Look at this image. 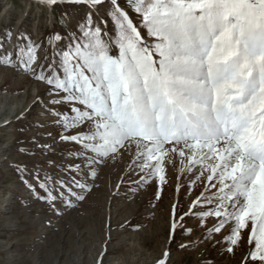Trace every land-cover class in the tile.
Here are the masks:
<instances>
[{
	"label": "snow or ice",
	"instance_id": "snow-or-ice-1",
	"mask_svg": "<svg viewBox=\"0 0 264 264\" xmlns=\"http://www.w3.org/2000/svg\"><path fill=\"white\" fill-rule=\"evenodd\" d=\"M38 2L83 4L89 12L75 30L65 26V35L47 39L51 63L47 54L38 63L41 45L23 33L15 59L11 52L0 56V64L48 86L53 107L46 111L61 128L59 142L78 149L46 161L47 170L18 167L22 180L28 173L36 181L24 180L34 198L61 214L57 202L65 209L83 202L98 187V170L133 148L127 174L162 186L166 166L175 168L179 157L170 238L178 228L193 232L184 221L196 217L205 229L201 242L233 253L251 221L248 243L255 247L244 259L264 264V0H125L141 18L139 27L119 0ZM106 4L112 34L103 17L93 20ZM10 39L8 30L0 51ZM61 105L68 111L57 110ZM38 147L52 151V145ZM189 173L186 191L197 181L203 191L177 216L179 181ZM159 193L158 187L157 199ZM209 217L215 218L210 228Z\"/></svg>",
	"mask_w": 264,
	"mask_h": 264
},
{
	"label": "rangeland",
	"instance_id": "rangeland-1",
	"mask_svg": "<svg viewBox=\"0 0 264 264\" xmlns=\"http://www.w3.org/2000/svg\"><path fill=\"white\" fill-rule=\"evenodd\" d=\"M119 3L139 27L141 18L126 7L125 0ZM107 7L104 5L99 15L93 14V20L99 23L103 17L112 34L113 22L106 14ZM88 12L89 8L83 4L45 6L38 0H0V38L11 31V39L5 43L0 56L11 52L15 59L18 43H25L17 40L23 33L41 45L38 63L46 54L47 63H51L52 47L47 39L56 33L65 35L66 27L75 30ZM100 26L105 27L102 23ZM139 30L147 38L145 30L142 27ZM37 97L44 104L36 103ZM49 99L48 86L36 81L31 73L0 64V264H158L161 259L166 264H246L244 258L255 247L254 242L248 243L251 221L243 231L242 243L233 253L225 250L226 245L209 246L207 241L201 242L205 229L197 227L200 219L196 217L184 221L185 228L195 229L193 232L178 228L174 238H170L172 206L177 201L176 185L180 176L179 157L175 168L166 166L167 182L162 186L156 179L138 183V176L127 174L131 155L135 154L133 148L131 155L126 153L116 161L109 159L98 170L95 180L98 187L83 202L68 209L57 202L55 207L61 214L35 199L24 182L36 183L28 173L37 166L47 170L46 161H61L70 151L78 150L73 144L59 142L61 128L46 111V107H53L47 105ZM56 107L59 111H68L67 105ZM38 145H52V151L46 154ZM20 166L28 170L23 174L24 180L17 171ZM190 176L191 173L182 176L179 181L181 207L177 209V216L203 191L199 181L190 193L186 191ZM204 223L213 227L215 218H206ZM228 229V225L222 229L223 235L228 234ZM215 238L222 236L217 234ZM182 244L190 247L181 248Z\"/></svg>",
	"mask_w": 264,
	"mask_h": 264
}]
</instances>
